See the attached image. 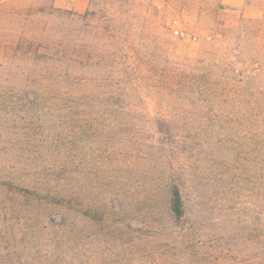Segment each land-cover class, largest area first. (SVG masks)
Returning <instances> with one entry per match:
<instances>
[{
	"label": "rangeland",
	"instance_id": "374dc122",
	"mask_svg": "<svg viewBox=\"0 0 264 264\" xmlns=\"http://www.w3.org/2000/svg\"><path fill=\"white\" fill-rule=\"evenodd\" d=\"M77 38L82 100L22 97L38 81L22 77L39 68L37 52L76 48ZM171 69L205 76L216 103L174 96L158 110L153 87ZM256 82L264 92V0H0V183L12 184L0 192V227H9L10 208L36 216L28 230L65 214L73 224L64 240L81 236L88 264H264V135L240 126ZM160 115L176 116L180 135L198 136L184 197L210 258L195 250L191 261L179 248ZM181 149L179 164L189 154ZM48 196L50 204L33 199ZM12 243L0 235V247Z\"/></svg>",
	"mask_w": 264,
	"mask_h": 264
},
{
	"label": "trees",
	"instance_id": "16d2710c",
	"mask_svg": "<svg viewBox=\"0 0 264 264\" xmlns=\"http://www.w3.org/2000/svg\"><path fill=\"white\" fill-rule=\"evenodd\" d=\"M78 41V38L72 40L70 43H75L73 45H75L76 48L70 46V48L64 52H37L36 60L39 64V68L37 70L30 69L28 72L24 71L22 77L29 78L32 76L33 80L38 79V81L31 83V86L34 87L32 93L25 94L22 90V97L29 96L30 94L34 98L46 97L55 101L82 100L81 95L86 94V86L81 84V81L75 79L73 76V72H75L73 69L78 68L82 64L81 52L77 48L79 47ZM195 62L199 64H194V68L191 69H199L198 66L200 65V61ZM165 73L166 82L158 88L153 87V89H158L161 95L159 96L160 108H158V110L163 111L168 109V107L170 108L171 105L177 101L175 99L176 96L178 100L182 98H187L189 100L191 96L195 97L197 95L199 100H202L205 104L211 105V103H216L215 98H213V96L217 94L216 90L203 86L202 84L201 80L205 76H197V74L193 72L184 74L176 69L168 70ZM259 87L260 85L256 82L255 85H250L249 89H245L249 97H255L253 102H249L247 105V109L251 112L246 114L247 116L245 118L243 117L240 119V126L247 134L251 131H257L260 135H264V92L260 90ZM181 120L188 121L186 119ZM202 121H207V123H209L211 120L202 119ZM178 122L179 120L176 119V116L160 115L154 118L157 133L161 138L160 143L163 144L167 152H172L169 158L172 168L170 170V177L167 180L170 215L174 225L182 232V239L178 243L180 245L179 248H184L186 250L185 255L192 261V256L196 250L197 253H202L210 258L208 253L203 250V244H200L195 239L196 233L194 232V225H190L187 203L184 197V191L192 178L190 172L192 156L189 155L190 151H192V153L194 152V145L196 146L195 140H198V136L180 135L179 129L181 127L177 125ZM237 125L238 119L232 118V129L237 127ZM261 141L264 144V139ZM208 143L209 142H205V144ZM183 145L188 146L189 154L181 151L182 160L179 164L180 158L178 153L182 150L181 148ZM171 159L176 161L179 166L173 164ZM10 186H12L11 183H0V192L2 196L4 193H8L7 188ZM13 194L22 195L21 192L18 191L13 192ZM50 194L52 193L50 192ZM33 199L41 203H52L49 196L47 198L34 197ZM17 206L18 208L20 207L19 204ZM10 213L12 216H7L6 221L8 222L5 224H9V227H0V235H3L4 238H10V241H13V243L0 247V253H6V256H0V264H88L87 260L82 258L83 246L80 242L81 236L74 240L76 244L64 240L67 228L73 224H69V221L73 218H68L69 216L67 217L65 214H58L60 217L59 221L54 220V218H52V220L49 219L51 227L47 222L43 225L34 222L33 227L28 230L27 228H23V226L29 221H35L36 216H28L25 210L20 212L21 215L16 212L15 208H10ZM78 213L81 215L78 217L82 221L84 217L89 222L94 221L92 216L82 215V213L77 212V214ZM6 221L4 220V222ZM121 225H123V223H121ZM16 227L17 230L15 229ZM125 229L131 233L135 232V230H131V227L126 225ZM46 230L50 232L46 233ZM55 230L59 232L56 233L57 235L54 237V240H51L50 235H52ZM121 235L123 236V233H121ZM124 235L127 234L124 232ZM19 236L20 238H18ZM224 263L225 260H215L213 264ZM90 264L100 263L99 260L92 258ZM108 264H125V262L112 260L109 261Z\"/></svg>",
	"mask_w": 264,
	"mask_h": 264
},
{
	"label": "built area",
	"instance_id": "2783aa9c",
	"mask_svg": "<svg viewBox=\"0 0 264 264\" xmlns=\"http://www.w3.org/2000/svg\"><path fill=\"white\" fill-rule=\"evenodd\" d=\"M173 32H174L175 36L183 35V32L178 28H174Z\"/></svg>",
	"mask_w": 264,
	"mask_h": 264
}]
</instances>
